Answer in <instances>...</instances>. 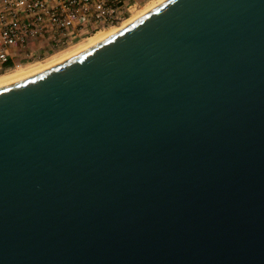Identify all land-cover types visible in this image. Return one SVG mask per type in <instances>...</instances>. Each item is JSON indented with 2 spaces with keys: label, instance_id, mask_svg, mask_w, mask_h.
<instances>
[{
  "label": "water",
  "instance_id": "95a60500",
  "mask_svg": "<svg viewBox=\"0 0 264 264\" xmlns=\"http://www.w3.org/2000/svg\"><path fill=\"white\" fill-rule=\"evenodd\" d=\"M0 264H264V0H167L0 87Z\"/></svg>",
  "mask_w": 264,
  "mask_h": 264
},
{
  "label": "built area",
  "instance_id": "2783aa9c",
  "mask_svg": "<svg viewBox=\"0 0 264 264\" xmlns=\"http://www.w3.org/2000/svg\"><path fill=\"white\" fill-rule=\"evenodd\" d=\"M147 0H0V74L121 24Z\"/></svg>",
  "mask_w": 264,
  "mask_h": 264
},
{
  "label": "bare ground",
  "instance_id": "6f19581e",
  "mask_svg": "<svg viewBox=\"0 0 264 264\" xmlns=\"http://www.w3.org/2000/svg\"><path fill=\"white\" fill-rule=\"evenodd\" d=\"M167 0H151L147 2L143 7L133 10L132 14L125 19L121 24L112 26L106 29L99 30L92 35L88 36L87 38L83 39L84 41L81 40V42H77L71 47L68 46L67 49L62 50L61 52H56L52 53L50 58L46 57L43 62L36 60V61H31L32 63L28 62L27 64H18L16 69H9L10 71L7 70V72H3L0 74V87H3L5 85H8L12 82L19 81V80H25L27 78L32 77L34 74L43 72L45 70H48L74 56L77 54L91 48L92 46L100 43L104 39L112 36L113 34L117 33L118 31L122 30L124 27H126L128 24L131 22L137 20L141 16L145 15L152 9L156 8L157 6L161 5ZM58 52V53H57ZM56 53V54H55ZM54 54V55H53ZM48 58V59H47ZM14 68V67H13Z\"/></svg>",
  "mask_w": 264,
  "mask_h": 264
},
{
  "label": "rangeland",
  "instance_id": "374dc122",
  "mask_svg": "<svg viewBox=\"0 0 264 264\" xmlns=\"http://www.w3.org/2000/svg\"><path fill=\"white\" fill-rule=\"evenodd\" d=\"M149 1H151V0H147L146 2H143V4L141 5V6H139V7H137L135 10H137V9H139V8H141V7H143L147 2H149ZM82 41H84V40H82ZM79 42H81V41H79ZM78 42V43H79ZM69 47H71V46H69ZM68 48V47H67ZM67 48H64V49H67ZM64 49H62V50H64ZM62 50H59L58 52H61ZM57 52V53H58ZM56 54V53H55ZM54 55V54H53ZM48 58H50V56L48 57ZM47 58V59H48ZM46 60V59H45ZM39 61H41V62H43L44 60H39ZM30 63H32V62H30ZM27 64V63H26ZM19 67V66H18ZM18 67H16V68H18ZM15 67L14 68H12L11 70H13V69H16ZM8 71H10V70H8ZM7 72V71H6ZM5 73V72H4ZM2 74V73H1Z\"/></svg>",
  "mask_w": 264,
  "mask_h": 264
}]
</instances>
